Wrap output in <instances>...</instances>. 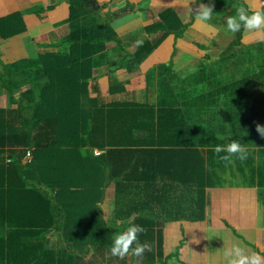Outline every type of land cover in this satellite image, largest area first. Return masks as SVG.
<instances>
[{
	"label": "trees",
	"instance_id": "16d2710c",
	"mask_svg": "<svg viewBox=\"0 0 264 264\" xmlns=\"http://www.w3.org/2000/svg\"><path fill=\"white\" fill-rule=\"evenodd\" d=\"M68 3L69 15L56 22L52 31L35 39L38 56L12 60L0 57V94L8 96L7 106L0 107V264H96L109 260L114 264H170L179 251L165 254V224L204 221L207 217V187L212 183L202 156L207 151L202 148L206 146L203 139H182L197 145L192 147L194 154L197 153V157L193 154V195H178L167 190V198L161 201L155 196L145 200L140 194L123 200L120 190H126L130 196L131 191L138 190L119 176L120 169H115L110 178L116 187L111 216H106L98 204L105 185H80L89 193L99 194V198L91 202L86 198L63 201L60 191H74L71 181L79 180L84 173L82 169L77 172L82 160L105 166L110 152L106 150L94 157L95 145L100 142L97 135L103 129L106 131L105 119L97 120L104 108L90 95L97 59L109 57L110 51L116 50L122 56L127 54L122 57L124 63L134 71L139 60L160 46L170 33L182 37L189 24L179 25L176 30L172 22L181 21L173 16L146 26V32L155 37L145 38L138 45L135 54L139 57L136 58L127 51L135 43L134 31L129 30L124 36L114 25L134 10V3L117 5L106 14L97 7L99 0H68ZM31 11L35 10L18 11L0 18V37L24 33L27 30L24 14ZM242 35L243 30L238 32L239 40L233 41L229 50L242 43ZM257 45L252 44L248 49L255 53ZM260 50H264V45ZM171 66L169 62L167 67ZM258 68L255 82L263 86L264 60ZM258 108L255 106L249 117L244 115L234 121L235 129L243 125L246 131L256 132L258 126L264 125V114L263 124L254 123L260 115ZM224 126L221 132L226 134ZM197 129L210 137L214 135L208 141L210 147L225 144V139L218 140L210 126L200 125ZM255 138L258 146H263L264 135L258 131ZM67 155L73 156L70 161ZM59 173L68 183L58 182ZM96 177L98 182L99 176L93 180ZM133 224L143 229L138 239L141 244L149 245V249L142 256H135L131 251L123 258L112 255L110 248L115 231ZM251 246L255 245L251 243Z\"/></svg>",
	"mask_w": 264,
	"mask_h": 264
},
{
	"label": "crops",
	"instance_id": "0c3cea01",
	"mask_svg": "<svg viewBox=\"0 0 264 264\" xmlns=\"http://www.w3.org/2000/svg\"><path fill=\"white\" fill-rule=\"evenodd\" d=\"M117 1H121L120 4L126 1L135 4L134 10L127 14L128 17L134 18L120 25L117 24L124 17L115 22L124 36L128 35L129 30L134 31L135 43L127 49L133 57H139V54H135L139 41L143 42L145 38L155 37V34L150 36L146 32V26L163 22L173 16L181 21V23L172 22L171 25L176 30L179 29V25H189L182 37H177L176 33H170L160 46L145 59L139 60V66L134 71L128 69L124 63L122 57L127 54L122 56V53L116 50H111L109 57L97 59L98 64L93 71L94 78L90 84V95L97 100L96 104L100 108H104L103 112H100L101 117L97 120L103 122V118L105 119L106 131L103 129L100 135H97L100 142L95 145L94 157L102 155L106 150L110 152L106 155L105 166L87 159L82 160L77 172L80 173L82 169L84 173L79 180L71 181V184L75 186L74 191L63 189L60 191V196L63 201L67 198L70 200L66 201L83 198L90 202L96 201L99 194L97 193L96 196L95 192L89 193V190H84L81 186H95L97 183L99 186L105 185L104 194L100 197L101 201L98 204H101L106 216H111L116 187L115 182L110 178L114 175L115 169H120L119 176L125 178L124 180L127 179V184L137 187L138 190L131 191V196L126 190H120L124 194L123 200H128L130 197L136 198L134 195L140 194L145 200L155 196L161 201L167 198L165 191L171 192L173 189L178 195H193V160L194 155L197 157V153L194 154L192 147L196 148L197 145L187 143V140L188 138L192 141L204 140L203 143L206 146L202 148L207 151L202 153V156L204 161L206 158L208 177L211 174L209 161L212 160L214 163L217 161L215 156L219 159V155L225 153L216 154L213 151L216 144L210 147L208 143L214 135L210 137L208 133L200 132L197 127L210 126L217 135L220 134L221 127L227 123L228 127L224 126L227 131L225 144L231 139L239 140L248 148V159L245 161L233 159L225 170L226 179L222 182L209 178L212 184L207 187V217L204 221L183 220L165 224L163 227L165 254L171 253L167 249V238L174 236L178 243L182 238L183 229L186 230L187 227L192 226L197 233L199 231L212 233L211 236L215 238L221 251L218 252L215 249L217 245L214 246L212 255L209 252L204 253L198 264H226L224 251L231 248L233 244H239L249 254L257 253L262 256L264 252L262 251L264 250V241H262L264 229H261V226H264V214H262L264 213V141L261 147L256 143L255 136H257L258 128L256 132L246 131V127L242 129L241 125L236 126L235 129L234 121L238 120L237 114L231 112L230 107L227 106L228 102H224L225 96L216 88V79H210L209 76L210 68L215 74V63L217 66L218 56L221 53L213 52L208 43L216 40V36L218 39L221 36L233 42L239 40L238 33L236 36L228 31L227 33L223 30L220 20L216 23L213 19L209 25L205 26L197 24L193 15L197 9L196 0ZM219 1L221 2H218V7L226 1L231 4L230 8L237 3V0ZM203 2L206 3V0ZM239 2L251 4L255 9H264V0H239ZM50 5L54 7L51 9ZM32 8L35 11L24 14V25L27 26L24 33L8 38L0 37V49L7 51L9 60L38 56L39 50L35 39L52 31L56 22L69 15L68 0H0V18ZM227 35L231 38H227ZM258 40L264 42V31L259 33L243 31L242 43L236 45L241 47L239 57L243 58V62H237L236 65H249L244 70L240 69L242 73L238 86L228 93L237 100L253 97L257 93L254 87L258 90L260 97L264 88V85L258 86V82H255L259 71L258 59L262 62L264 54L261 56L258 52L252 53L248 49L250 45H256ZM132 41L133 39H130V42ZM6 42L13 45V48L1 46ZM14 42L21 43L15 45ZM15 46H18L16 50ZM31 52L34 56H31ZM169 62L172 63L170 69L167 67ZM180 68L188 70L182 72L178 70ZM209 81H211L210 85L207 84ZM249 85H252L253 89L249 90ZM1 95L3 94H0V107H5L1 105ZM262 103L264 105V101ZM223 107L226 109L224 117L217 116ZM255 124L263 123L259 119V123ZM229 132L232 133L231 136L227 135ZM184 137L187 140L183 141ZM71 157L73 156L67 155V161H70ZM63 162L67 165L66 161L63 160ZM58 176V182L61 185L68 183L61 173ZM95 176H99L98 182L97 177L93 180ZM52 182L55 183L53 180ZM172 193L175 192L172 191ZM257 230L262 231L260 238L254 236ZM238 234L242 236V240L237 236ZM249 236L255 241L253 243L255 246L242 242L248 240ZM184 240L188 242L187 237ZM186 263L191 264L185 261ZM170 264L177 263L172 261Z\"/></svg>",
	"mask_w": 264,
	"mask_h": 264
},
{
	"label": "rangeland",
	"instance_id": "374dc122",
	"mask_svg": "<svg viewBox=\"0 0 264 264\" xmlns=\"http://www.w3.org/2000/svg\"><path fill=\"white\" fill-rule=\"evenodd\" d=\"M218 2H221L219 0H206V3H212L214 5V11H215V17L214 19L216 20V23H219V20L221 22L223 30L226 31L225 29V23H226V18L229 15L234 14V9L230 8L231 4H229L227 1L223 2L222 6H217ZM100 3V8L104 14L108 13L109 10L112 7H115L117 5H120L121 1H109V0H99ZM103 4H106V7H102ZM230 8V9H229ZM264 8V7H263ZM233 9V10H232ZM196 11V10H195ZM194 11V12H195ZM124 18H120L122 21L117 24L120 25L121 23H124L125 21L131 20L132 16L128 17L123 16ZM116 26V24L114 23ZM125 26V25H124ZM123 26V27H124ZM227 32V31H226ZM228 33V32H227ZM236 36V33L233 35ZM227 38H231L230 35H227ZM232 41L227 40L225 37H221L218 39L216 36V40H211L208 45L209 48L213 49V52L216 53H221L218 56L219 62L215 63V74H213L212 68L209 69V76L210 79H216V88L219 90V92H222V94L225 96L224 102H228L227 106L230 107L231 112H235L237 114L238 120L240 117L246 115L250 116L252 115L253 108L255 106H259L258 108V113L260 114L259 117L255 118V123L259 121V119H262V115L264 114V88L261 91L260 97H259V92L258 90L254 87V89L257 91V93L253 97L249 98H241L237 100L233 96H229L228 93L231 91H234L235 88L238 86L239 83V78L241 77V70H244L249 67L247 64H240L236 65L237 62H243V58L239 57V53L242 49L239 46H232L231 49L229 50V47L231 46ZM21 43V42H20ZM20 43H15V45H20ZM257 52L259 54H263L264 50H260V47L264 45L263 41H257ZM33 43L31 44L32 47ZM2 47H8V48H13V45L6 43L1 44ZM18 46H15V50L17 49ZM21 51V50H19ZM6 50L0 49V57L3 59L4 57H7L8 54L6 53ZM26 54L28 55L27 51ZM31 56H34V53L31 52ZM233 61H231V60ZM260 60L258 59V67L260 64ZM242 66V67H241ZM212 67V66H211ZM0 68L1 65H0ZM195 68V67H194ZM187 68H180L178 70H181L182 72L185 71ZM188 70V69H187ZM212 73V74H211ZM215 75V76H214ZM215 77V78H213ZM208 85L211 84V81L207 82ZM249 90L253 89L252 85H249ZM19 95H17L18 97ZM219 96V93H218ZM8 103V96L5 94L1 95V105L2 106H7ZM220 111V110H219ZM226 112V109L223 107L221 108V112L217 114V116L224 117V113ZM241 128L243 129V125H241ZM222 135H226L223 132H220ZM214 151V150H213ZM217 161L213 163L212 160L209 161V167H210V176L208 178H214L216 181H224L226 179V173L225 170L227 167L232 163H229L227 161L219 160L218 157ZM206 162V158L205 161ZM173 191L176 193V191L173 189ZM113 212V211H112ZM152 214V213H151ZM264 214V213H262ZM227 220V218H224ZM191 222V221H190ZM261 229H264V226H261ZM262 234V231L257 230V232L254 233L255 238H260ZM182 238L179 239V242H176V238L174 236H169L166 241L167 249H169V253L171 252H177L179 251L178 255L174 258L173 262L177 264H185V261L191 263V264H198L202 260L203 254L209 252L212 255V252L214 251V246H216V241L215 238L212 235V233H208L205 231H199L198 233L195 232L194 228L192 226L187 227L186 230L183 229L182 232ZM234 236V234H231ZM241 240L242 236L240 234L237 235ZM187 237V241L185 242L184 238ZM208 238V239H207ZM249 240V241H248ZM248 240L242 241L246 245H251L252 243H255V241L252 240V237L249 236ZM264 241V237L263 240ZM193 247V248H192ZM206 248V251H205ZM215 249L218 252L220 251V248L218 245L215 247ZM264 251V250H262ZM166 252V251H165ZM90 257V256H89ZM180 257V258H179ZM262 257H264V252H262ZM123 258V257H122ZM96 264H114L111 260L108 262L102 263L100 261H97ZM127 264V263H125Z\"/></svg>",
	"mask_w": 264,
	"mask_h": 264
},
{
	"label": "clouds",
	"instance_id": "9594fccd",
	"mask_svg": "<svg viewBox=\"0 0 264 264\" xmlns=\"http://www.w3.org/2000/svg\"><path fill=\"white\" fill-rule=\"evenodd\" d=\"M196 3L197 9L193 13L195 22L201 26L209 25L214 19V5L212 3H204L203 0H196ZM124 4H120L119 6ZM97 7L100 8V5ZM232 8L235 11L233 15H229L226 18V31L233 34L241 32L242 30L257 33L264 31V9H255L251 4L239 2V0L232 5ZM139 42L142 43V41ZM258 131L261 135H264V125L258 126ZM227 135L231 136L232 133L229 132ZM225 138V135L217 134L218 140H224ZM214 152L218 155L225 153L224 155H219V159L229 163L233 159L245 161L249 156L247 146L240 143L237 139H231L226 144H217ZM142 231L143 229L136 224H133L125 230L115 231L110 248L112 255L124 257L131 251L135 256H142L145 250L149 249V245L139 242L138 234ZM224 257L226 264H264V257L257 253L249 254L239 244H233L231 248L226 249L224 251Z\"/></svg>",
	"mask_w": 264,
	"mask_h": 264
}]
</instances>
